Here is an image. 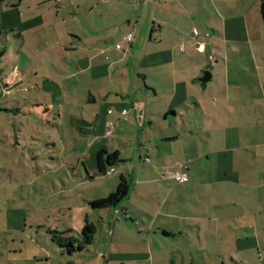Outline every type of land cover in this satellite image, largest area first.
Returning <instances> with one entry per match:
<instances>
[{
	"label": "crops",
	"instance_id": "crops-1",
	"mask_svg": "<svg viewBox=\"0 0 264 264\" xmlns=\"http://www.w3.org/2000/svg\"><path fill=\"white\" fill-rule=\"evenodd\" d=\"M28 1L0 0L1 7L6 2L0 11L2 16H12L19 23L16 29L0 30V44L8 42L6 37L14 31L18 32L12 37L19 39L22 47L33 55L27 58V53L19 51L26 66L37 64L45 72L43 76L32 72V77L42 78L43 85L45 82L54 85V97L61 101L65 97H61L59 82L79 85L77 90L83 94L80 101L88 105L80 107V113L65 108L63 116L59 112L56 116L60 122L65 118L68 128L84 138L87 153L98 147L118 153L121 163L112 173L123 177L125 172L129 173L127 165L131 158L124 145H132L134 152L141 153L138 163L132 167L136 169L137 186L130 191L127 202L119 207L118 216L113 210L107 214L108 258L116 255L122 262L125 257L126 262L152 260L154 244L160 257H170L173 264L177 260H173L175 252L181 256L183 264L186 261L189 264L199 261L217 264L218 257L222 261L228 259L231 264H264V193H256L262 183V176L254 169L257 160L252 163L240 159L238 151L247 148L226 145V139L219 145L213 142L215 113L212 115L209 109L213 107L211 101L214 99H203L202 105L194 96V91H201L199 87L207 90V84L200 82L202 77L194 80L177 77L174 55L179 35L167 29L168 22L160 17L155 29L153 25L149 26L151 18L143 22L146 19L143 13L136 15L131 10V13L120 15L128 8L119 3L123 0H53L50 8L55 21L46 25L50 11L46 16L28 17L30 13L22 8ZM46 1H30L27 9L44 8ZM132 2L135 5L141 2L144 6H156L157 2L168 5V0H132L128 4L131 9H134L130 7ZM262 6L264 9V0ZM81 7L86 9L85 14L81 13ZM59 21L65 24H59ZM44 28L53 38L51 46L41 47L39 53L31 46L27 48L24 32L29 31V37L36 36ZM130 33L132 40L127 43L125 37ZM37 36L40 38L41 34ZM155 38L159 46L151 44ZM117 44H120L119 50L115 47ZM141 49L145 54H141ZM230 51L234 53L232 49ZM169 62L171 84H168L167 74L166 78H161L164 68H169ZM211 79L212 76L209 81ZM71 99L77 108V98ZM123 110H127L126 115H122ZM108 124L112 129L106 136ZM55 127L59 130L61 126L56 123ZM226 131H231L229 124ZM227 132L223 134L226 136ZM203 133L209 139L205 140L201 136ZM102 141L107 145L98 144ZM250 146L258 147L257 144ZM122 165L125 172L119 169ZM95 168L93 176H96ZM164 170L181 172L187 181L177 184L164 174ZM233 188H237L238 193H232ZM159 189L161 193H158ZM133 195L139 201L135 207L129 204ZM131 215H138L140 223ZM120 218L129 222L124 229L136 231L140 243L135 245L139 250L113 252L111 243ZM101 221L106 225V221ZM129 241L134 242L131 238ZM217 243L223 247L218 249Z\"/></svg>",
	"mask_w": 264,
	"mask_h": 264
},
{
	"label": "rangeland",
	"instance_id": "rangeland-1",
	"mask_svg": "<svg viewBox=\"0 0 264 264\" xmlns=\"http://www.w3.org/2000/svg\"><path fill=\"white\" fill-rule=\"evenodd\" d=\"M30 1L33 2L29 0L22 7L30 13L28 17L35 14L46 16L49 10L45 24L52 25L55 21V14L50 8V5L54 4L53 0L46 1L44 8L33 6L29 11L27 8L31 4ZM130 1H119L128 7L124 8L120 15L131 13V10L136 15L143 13L146 17L143 22L148 19L150 21L151 18L149 26L153 25L155 29L158 28L159 18L162 17L168 22L167 29L179 35L175 43L176 55L173 54L178 78L194 80L203 77L205 72L212 76L211 81L206 83V92L199 87L201 91H194L193 94L202 105L203 99H214L211 101L213 107L209 109L212 115L215 113L212 128L214 131L211 133L213 142L219 145L226 139V145L247 148L239 150L237 155L240 159L252 163L257 160L254 169L256 168L262 176V183L256 193H264L262 0H168L166 6L160 2H157L156 6H144L141 2L135 5L132 2L130 7L133 6L134 9L129 8ZM5 3L2 7L0 3V11L5 8ZM80 11L85 14L86 9L81 7ZM58 23L65 24L60 21ZM16 25H19L17 20H13L12 16H2L0 12L2 32L10 28L16 29ZM28 32H24L27 48L31 46L39 53L41 47L51 46L53 38L48 29L39 30L37 35L41 34L40 38L33 34L29 37ZM17 33L14 31L12 35ZM133 33L135 34L134 31ZM12 35L6 37L8 42L2 39L4 42L0 44V264H173L170 257H160L154 244L152 260L149 258L147 261L126 262L125 257L122 262L116 255L108 258L110 238L106 218L107 214L113 211H93L88 202L106 198L114 192L119 176L111 171L105 176H93L92 171L96 163L93 154L102 148L90 149L87 153L84 138L68 128L65 118L60 122L56 116L58 112L63 116L65 108L81 112L80 107L85 103L80 101V95L83 94L77 90L79 85L59 82L61 97L65 98L61 101V98L54 97V85L46 82L43 85L42 78L39 80L32 77V72L43 76V67L37 64L26 66L27 63L25 64V59L19 51L27 53V58L33 55ZM151 44L159 46L160 43L155 38ZM169 47L171 51V46ZM230 49L234 53H231ZM144 52L143 49L141 54H145ZM48 57L57 64L56 59L49 54ZM168 66V69L164 68L161 78H166L167 74L168 84H171L170 62ZM52 73L55 74L54 71ZM34 84H37V87ZM83 90H86L85 86ZM72 97L77 98V108H74ZM85 105H88L87 102ZM225 119L229 123L225 122ZM206 121L204 119V122ZM56 123L61 126L59 130L55 127ZM228 124L231 131L227 132ZM226 132L228 136L223 134ZM201 136L205 140L209 139L204 133ZM98 144L107 145L106 141ZM251 144H257L258 147H251ZM124 148H127L126 152L130 156L128 158H131L127 165L129 173L123 170V165L119 169L125 172L132 191L138 181L136 169L132 167L138 163L141 153L134 152L132 145L126 144ZM161 191L159 189L158 193ZM232 193H238V189L233 188ZM138 202L133 195L129 204L135 207ZM131 217L140 223L138 215ZM86 219L96 229L92 237L93 242L83 252L74 256L68 255L53 237L64 233L62 236L77 238L85 226ZM101 219L106 221V225ZM127 225L129 222L124 219L118 220V229L113 236L112 247L110 246L113 252L139 250L135 245L140 243L137 241L136 231L124 229ZM121 232L124 237L120 236ZM151 237L153 238V232ZM129 238L134 242H130ZM222 247L217 243L218 249ZM174 248L177 249V246L174 245ZM175 259L178 260L175 264H183L181 256L176 252L173 255V260ZM218 259L217 264H231L228 259ZM184 264L189 263L186 261Z\"/></svg>",
	"mask_w": 264,
	"mask_h": 264
},
{
	"label": "trees",
	"instance_id": "trees-1",
	"mask_svg": "<svg viewBox=\"0 0 264 264\" xmlns=\"http://www.w3.org/2000/svg\"><path fill=\"white\" fill-rule=\"evenodd\" d=\"M261 12L264 19L263 6L261 8ZM95 161L96 176H105L119 163H121L117 152H108L106 150H100L96 153ZM129 193L130 186L128 179L123 176H119L118 184L114 192L110 193L106 198L89 201L88 205L93 211L110 209L119 213L118 209L127 199ZM95 232V226L86 219L85 226L82 231L78 233L77 238L75 236H62L64 233H59L58 236L53 237V240L61 249H65L68 255L74 256L83 252L86 247L91 245L93 242L92 237Z\"/></svg>",
	"mask_w": 264,
	"mask_h": 264
},
{
	"label": "built area",
	"instance_id": "built-area-1",
	"mask_svg": "<svg viewBox=\"0 0 264 264\" xmlns=\"http://www.w3.org/2000/svg\"><path fill=\"white\" fill-rule=\"evenodd\" d=\"M132 40V34H128L125 37V41L127 43H130ZM116 49H120V45L117 44ZM198 47L200 48V45L198 44ZM110 113V112H109ZM127 114V110H123L122 111V115H126ZM111 129H112V125L108 124V131L106 132V136H109L111 134ZM148 162V160H146ZM164 174L168 175L171 179H173L177 184H184L187 181V177L182 174L181 172H177V171H169V170H164ZM115 215L118 216V212L115 211Z\"/></svg>",
	"mask_w": 264,
	"mask_h": 264
},
{
	"label": "water",
	"instance_id": "water-1",
	"mask_svg": "<svg viewBox=\"0 0 264 264\" xmlns=\"http://www.w3.org/2000/svg\"><path fill=\"white\" fill-rule=\"evenodd\" d=\"M210 77H211L210 74L208 72H205L203 74V77L201 78L200 82L202 84H205V83H207L210 80Z\"/></svg>",
	"mask_w": 264,
	"mask_h": 264
}]
</instances>
